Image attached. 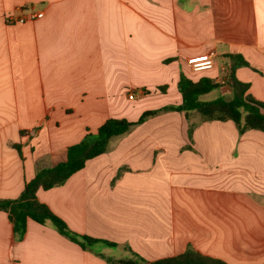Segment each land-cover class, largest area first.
<instances>
[{
  "label": "crops",
  "instance_id": "crops-1",
  "mask_svg": "<svg viewBox=\"0 0 264 264\" xmlns=\"http://www.w3.org/2000/svg\"><path fill=\"white\" fill-rule=\"evenodd\" d=\"M31 10L44 14L7 18ZM210 50L215 66L194 71ZM229 54L249 62L236 76L264 101V0H0V198L19 197L37 169L65 160L106 119L180 103L182 73L222 82ZM192 121L191 140L183 112L152 116L37 191L73 231L116 246L84 249L31 218L18 236L0 210V264H113L106 257L128 256L125 246L148 260L192 247L264 264V131L240 134L233 120L198 113Z\"/></svg>",
  "mask_w": 264,
  "mask_h": 264
},
{
  "label": "trees",
  "instance_id": "trees-1",
  "mask_svg": "<svg viewBox=\"0 0 264 264\" xmlns=\"http://www.w3.org/2000/svg\"><path fill=\"white\" fill-rule=\"evenodd\" d=\"M228 57L229 63L222 82L209 76H202L198 80H193L182 73L178 82V89L182 96L180 103L147 109L136 120L117 117L106 119L95 132L89 130L82 140L70 145L65 160L53 166L37 169L34 177L25 182L19 197L0 198V210L8 213L15 234L23 236L28 219L31 218L40 223L51 222L61 234L78 243L84 249H89L96 243L116 246L117 243L114 241L73 231L62 217L38 198L37 191L39 188L49 189L63 184L72 174L82 169L88 159L106 152L114 136L126 133L133 126L143 123L152 116L166 111L183 112L189 121L188 132L191 140L193 139V131L198 124L192 121L193 113H198L202 121L233 120L240 134L251 128L264 131V101L251 95L248 91L250 84L236 76L237 68L250 64L240 54H229ZM222 85L229 87L231 97L218 96L207 100L202 98L203 95ZM166 88V85L158 86L162 92H165ZM25 132L27 130H21L22 134ZM13 145L22 156L21 144L14 143ZM123 169L119 170L114 180L121 175ZM125 248L130 252L128 256H108L106 257L107 260L113 264H229L220 258L203 254L192 247H188L182 253L156 260L145 259L129 246H125Z\"/></svg>",
  "mask_w": 264,
  "mask_h": 264
},
{
  "label": "built area",
  "instance_id": "built-area-1",
  "mask_svg": "<svg viewBox=\"0 0 264 264\" xmlns=\"http://www.w3.org/2000/svg\"><path fill=\"white\" fill-rule=\"evenodd\" d=\"M43 11H29V12H23L19 15L16 14H9L7 18L9 21L12 22H26L28 20L36 19L38 17L43 16ZM217 53L215 50H210L206 54L199 56L192 60L191 67L194 71H202L206 69L213 68L215 66ZM130 97H133L132 94H130Z\"/></svg>",
  "mask_w": 264,
  "mask_h": 264
},
{
  "label": "rangeland",
  "instance_id": "rangeland-1",
  "mask_svg": "<svg viewBox=\"0 0 264 264\" xmlns=\"http://www.w3.org/2000/svg\"><path fill=\"white\" fill-rule=\"evenodd\" d=\"M222 58V56H220L219 57V59H221ZM197 73H200V72H196V74ZM186 75V74H185ZM221 77H223L224 76V73L223 72H221ZM186 76H195V74H190V75H186ZM190 78V77H189ZM230 91L229 90H227L226 88H224V87H222L221 88V86H219V87H217V88H215L213 91H211L210 93H207V94H205V95H203L202 96V98L204 99V100H207V99H214V98H216V97H218V96H225L226 98H229V96H230ZM78 123V120L77 119H74V120H71V121H69V125L70 126H74V125H76ZM88 132V131H87ZM87 134V133H86ZM82 140V139H81ZM75 144V143H74Z\"/></svg>",
  "mask_w": 264,
  "mask_h": 264
}]
</instances>
